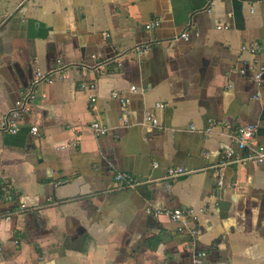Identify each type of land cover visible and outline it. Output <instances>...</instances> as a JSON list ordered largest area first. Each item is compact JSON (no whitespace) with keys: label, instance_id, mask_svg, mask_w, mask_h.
Wrapping results in <instances>:
<instances>
[{"label":"crops","instance_id":"1","mask_svg":"<svg viewBox=\"0 0 264 264\" xmlns=\"http://www.w3.org/2000/svg\"><path fill=\"white\" fill-rule=\"evenodd\" d=\"M254 58L264 64V1L0 0V118L37 70L70 64L40 85L18 132L0 131V264H194L198 250L205 264H264V163L220 165L225 149L247 154L239 125L257 124L264 144V86L255 99L237 71ZM172 166L193 172L172 181ZM120 171L149 181L121 187ZM149 206L209 210L192 234Z\"/></svg>","mask_w":264,"mask_h":264},{"label":"built area","instance_id":"2","mask_svg":"<svg viewBox=\"0 0 264 264\" xmlns=\"http://www.w3.org/2000/svg\"><path fill=\"white\" fill-rule=\"evenodd\" d=\"M264 1V0H259ZM161 21L159 19H153L148 22L145 27L148 30H152L160 26ZM226 25H219L218 28H226ZM191 32L188 30L183 31L180 37L185 40L191 39ZM195 35H199L196 31ZM109 36V33H106ZM151 48V42H145L136 46L133 51L139 55H143ZM242 50L249 52L254 57L259 51L260 47L256 43L244 44L242 45ZM70 64L58 61V64L50 71L44 72L42 70H37L32 84L29 89L23 91L20 98H18L14 104L10 107L9 111L0 118V131L16 133L20 130L21 120L23 116L28 114L32 109V103L36 100L38 96L39 87L42 83L52 84L56 78L67 77L68 69ZM241 74L250 73L251 79L255 82L257 86V92L254 95L255 99H259L262 95V88L264 86V64L260 63L258 59L254 58L245 62V65L237 68ZM92 90L95 89V84H90ZM133 91L136 90V86H132ZM113 96L118 98L122 102H129L128 97H124L121 92H113ZM91 104L97 100V93L94 90L91 97ZM157 106L161 107L163 104L158 103ZM147 121L152 126H159V120L154 114H150L147 117ZM230 126V125H229ZM91 127L97 136H103L108 133L109 128L100 119H95L91 123ZM34 134L39 133V128L33 126L31 128ZM258 131V126L255 123H246L239 125L234 130H232V136L241 150H246L247 154L243 157H236L231 149H225L221 155L220 165L225 166L232 162H243V161H254L258 164L264 163V144L256 142V134ZM154 167L158 166L157 162H154ZM193 172V169L184 166H172L168 168L167 177L172 181H176L179 177L183 175H188ZM115 179L121 187H133L139 184L145 183L149 180L141 179L138 176L128 172L120 171L115 175ZM216 183L220 188L224 187V173L219 170L216 176ZM26 208L24 204L21 205V209ZM209 207L204 206L200 208L186 207V208H163V207H147V212L154 217L167 216L169 219L178 224L179 231L188 230L192 234L197 233V229L192 227L191 224L196 222L199 216L208 211ZM13 212H9L4 215L5 218H11ZM1 243V241H0ZM207 253L203 250H198L195 252L193 257L194 264H205Z\"/></svg>","mask_w":264,"mask_h":264}]
</instances>
